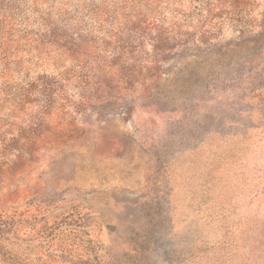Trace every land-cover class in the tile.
<instances>
[{
    "label": "rangeland",
    "instance_id": "374dc122",
    "mask_svg": "<svg viewBox=\"0 0 264 264\" xmlns=\"http://www.w3.org/2000/svg\"><path fill=\"white\" fill-rule=\"evenodd\" d=\"M5 19L0 264H264V0Z\"/></svg>",
    "mask_w": 264,
    "mask_h": 264
},
{
    "label": "trees",
    "instance_id": "16d2710c",
    "mask_svg": "<svg viewBox=\"0 0 264 264\" xmlns=\"http://www.w3.org/2000/svg\"><path fill=\"white\" fill-rule=\"evenodd\" d=\"M23 0H0V63L2 64L3 58L8 57L9 44L13 40V33L15 30L3 24L6 17L11 14L17 4ZM32 86V84H31Z\"/></svg>",
    "mask_w": 264,
    "mask_h": 264
}]
</instances>
